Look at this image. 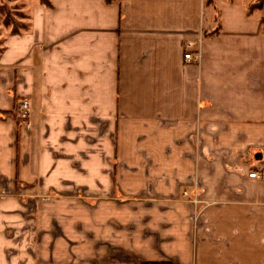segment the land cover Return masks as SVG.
Wrapping results in <instances>:
<instances>
[{"label": "crops", "instance_id": "obj_1", "mask_svg": "<svg viewBox=\"0 0 264 264\" xmlns=\"http://www.w3.org/2000/svg\"><path fill=\"white\" fill-rule=\"evenodd\" d=\"M48 1L0 53V264H264L263 13Z\"/></svg>", "mask_w": 264, "mask_h": 264}, {"label": "rangeland", "instance_id": "obj_2", "mask_svg": "<svg viewBox=\"0 0 264 264\" xmlns=\"http://www.w3.org/2000/svg\"><path fill=\"white\" fill-rule=\"evenodd\" d=\"M250 1L253 4L257 0ZM39 2V0H0V50L2 49L4 39L8 35H11L13 30V26L5 25V20L9 19L15 26L17 25L20 28V33L24 32L21 28L28 26L29 12L32 6Z\"/></svg>", "mask_w": 264, "mask_h": 264}, {"label": "trees", "instance_id": "obj_3", "mask_svg": "<svg viewBox=\"0 0 264 264\" xmlns=\"http://www.w3.org/2000/svg\"><path fill=\"white\" fill-rule=\"evenodd\" d=\"M40 4L41 5H45V6H49L50 3L48 0H39ZM106 3H113L115 1H118V0H105ZM211 5H213V0H205L204 1V9H207L209 8ZM255 12H259V13H263L262 15V18H261V23H262V26H263V30H264V0H257L255 3L251 4L248 8V15H251ZM5 25L8 26V25H11L13 26V30L11 32V35H19L21 34L20 33V28L17 27V25L15 26L14 23L12 21H10L9 19H6L5 20ZM28 26H23L21 29H23V31H27L28 30ZM219 29H220V26L219 24L217 25L216 29L210 33H203V37L205 39H211V38H216L218 37L219 35ZM2 49L0 50V53H1Z\"/></svg>", "mask_w": 264, "mask_h": 264}, {"label": "built area", "instance_id": "obj_4", "mask_svg": "<svg viewBox=\"0 0 264 264\" xmlns=\"http://www.w3.org/2000/svg\"><path fill=\"white\" fill-rule=\"evenodd\" d=\"M190 47V45H188ZM184 60L186 62H194L198 60V54L192 53V52H186L183 56ZM19 111H20V119H21V128L23 130H28L30 128V124L28 122V115H29V105L25 101L19 102ZM248 178L250 179H261L262 175L258 172H252L248 175ZM183 198H187V193L184 191L182 193ZM193 203H197L196 200L193 201Z\"/></svg>", "mask_w": 264, "mask_h": 264}]
</instances>
